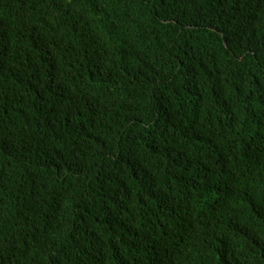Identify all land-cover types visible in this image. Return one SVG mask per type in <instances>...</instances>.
Returning <instances> with one entry per match:
<instances>
[{
    "label": "trees",
    "instance_id": "obj_1",
    "mask_svg": "<svg viewBox=\"0 0 264 264\" xmlns=\"http://www.w3.org/2000/svg\"><path fill=\"white\" fill-rule=\"evenodd\" d=\"M0 264H264V0H0Z\"/></svg>",
    "mask_w": 264,
    "mask_h": 264
}]
</instances>
